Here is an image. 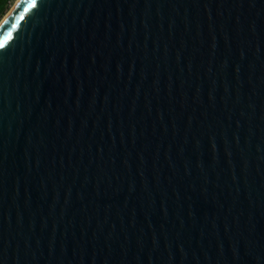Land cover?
Returning a JSON list of instances; mask_svg holds the SVG:
<instances>
[{"label":"water","instance_id":"obj_1","mask_svg":"<svg viewBox=\"0 0 264 264\" xmlns=\"http://www.w3.org/2000/svg\"><path fill=\"white\" fill-rule=\"evenodd\" d=\"M0 264H264V0L15 3Z\"/></svg>","mask_w":264,"mask_h":264},{"label":"trees","instance_id":"obj_2","mask_svg":"<svg viewBox=\"0 0 264 264\" xmlns=\"http://www.w3.org/2000/svg\"><path fill=\"white\" fill-rule=\"evenodd\" d=\"M14 0H0V21L9 10Z\"/></svg>","mask_w":264,"mask_h":264},{"label":"rangeland","instance_id":"obj_3","mask_svg":"<svg viewBox=\"0 0 264 264\" xmlns=\"http://www.w3.org/2000/svg\"><path fill=\"white\" fill-rule=\"evenodd\" d=\"M17 2V0H14L13 2H12V4H11V6H10V8H9V10L7 11V13L6 14H8L9 13V11L12 9V7L15 5V3ZM6 14L4 15V16H6ZM4 18V17H3ZM2 18V19H3ZM1 19V20H2ZM1 22V21H0Z\"/></svg>","mask_w":264,"mask_h":264},{"label":"bare ground","instance_id":"obj_4","mask_svg":"<svg viewBox=\"0 0 264 264\" xmlns=\"http://www.w3.org/2000/svg\"><path fill=\"white\" fill-rule=\"evenodd\" d=\"M18 1H19V0H17V2H18ZM17 2H16V3H17ZM12 8H13V7H12ZM7 15H8V14H6V16H7ZM6 16H4V18H5ZM2 20H3V19H2Z\"/></svg>","mask_w":264,"mask_h":264}]
</instances>
